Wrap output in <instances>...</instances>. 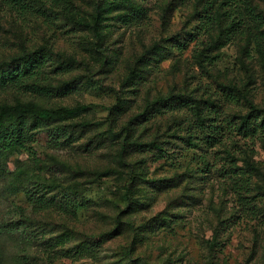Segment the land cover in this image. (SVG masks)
Wrapping results in <instances>:
<instances>
[{"label": "rangeland", "instance_id": "374dc122", "mask_svg": "<svg viewBox=\"0 0 264 264\" xmlns=\"http://www.w3.org/2000/svg\"><path fill=\"white\" fill-rule=\"evenodd\" d=\"M258 15L264 0H0V111L87 106L28 119L44 132L0 165V264H264Z\"/></svg>", "mask_w": 264, "mask_h": 264}, {"label": "trees", "instance_id": "16d2710c", "mask_svg": "<svg viewBox=\"0 0 264 264\" xmlns=\"http://www.w3.org/2000/svg\"><path fill=\"white\" fill-rule=\"evenodd\" d=\"M255 20L260 22L259 34L257 36L258 43L264 44V16L258 15ZM102 21L103 15L100 11H98L91 26L93 35L96 39L95 51L98 54H102L104 46V38L102 37L100 31ZM21 65L26 69L25 72L21 73L23 69L20 67L16 68L13 71L14 77H17V79H15L18 80V82L25 83L26 81L22 76L29 71V68L27 66V62H24ZM86 110L87 106L43 109L39 108L35 104L9 106L3 108L0 111V165H6L9 163L10 159L16 153L26 150L28 145L34 144L35 137L44 132L43 130H38L35 124L28 125V119H33L35 122H37V120L42 122H60L79 117ZM253 110L260 113L258 117H261L263 121L258 126L248 124L245 128H247V133L256 134L259 130L264 129V110H257L256 108H253ZM215 128H213V130ZM53 130L58 132L60 131V128H54ZM215 134L218 138H220L218 135H221L222 133L216 132ZM207 139L209 144L218 143L220 141L214 140L217 139L214 136H210ZM243 161L247 172L258 171V168L250 160L246 159Z\"/></svg>", "mask_w": 264, "mask_h": 264}]
</instances>
